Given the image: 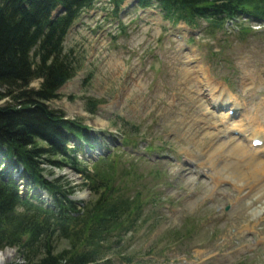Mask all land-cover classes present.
Here are the masks:
<instances>
[{
	"label": "rangeland",
	"instance_id": "374dc122",
	"mask_svg": "<svg viewBox=\"0 0 264 264\" xmlns=\"http://www.w3.org/2000/svg\"><path fill=\"white\" fill-rule=\"evenodd\" d=\"M134 4L125 0L113 16L107 0H96L80 13L63 42L81 58L80 68L47 103L67 118H79L95 135L99 145L88 153L92 158H83L88 166L115 148L121 164L135 161L131 169L144 176L149 200L155 199L142 211L147 221L125 235L120 249L109 250L106 264H138L137 257L145 264H264V169L260 178L250 174L227 146L238 143L264 160V22L241 18L247 33L226 22L224 30L207 35L204 22L172 25L154 8L138 10ZM86 98L99 100L93 114L85 111ZM251 125L260 128L254 136L262 141L258 147L249 148L251 138L242 133ZM122 135L134 142L125 152L113 146ZM139 151L167 157L147 163L132 154ZM43 167L45 174L52 172L48 177L75 187L71 199L88 200L79 174ZM240 172L250 174L242 175L241 187ZM24 190L20 181L19 192ZM63 246L60 241L56 249ZM128 255L131 263L124 259ZM13 261H20L14 248L0 250V264Z\"/></svg>",
	"mask_w": 264,
	"mask_h": 264
},
{
	"label": "trees",
	"instance_id": "16d2710c",
	"mask_svg": "<svg viewBox=\"0 0 264 264\" xmlns=\"http://www.w3.org/2000/svg\"><path fill=\"white\" fill-rule=\"evenodd\" d=\"M95 1L0 0V100L9 99L0 105V250L14 248L20 260L8 264H106L109 250L120 249L125 235L147 221L142 211L155 201L149 200L144 176L131 169L135 161L121 164L115 148L88 166L83 155L85 148H94L95 135L79 118H67L47 104L80 68L81 58L63 42ZM124 1L107 0L113 16ZM134 5L154 8L172 25L194 28L204 22L207 35L224 30L226 22L238 34L247 33L241 18L264 21V0H135ZM119 25L124 34L125 26ZM34 79L40 80L37 88L29 87ZM98 103L86 98L85 111L93 114ZM133 143L122 135L113 146L125 152L123 147ZM44 164L79 174L88 200L71 199L75 187L59 176L48 177L52 172L45 174ZM60 241L64 246L57 250ZM124 259L133 261L131 255ZM136 262L145 264L140 257Z\"/></svg>",
	"mask_w": 264,
	"mask_h": 264
},
{
	"label": "bare ground",
	"instance_id": "6f19581e",
	"mask_svg": "<svg viewBox=\"0 0 264 264\" xmlns=\"http://www.w3.org/2000/svg\"><path fill=\"white\" fill-rule=\"evenodd\" d=\"M198 77V76H197ZM207 77V76H206ZM204 78V77H203ZM205 79V78H204ZM206 80V79H205ZM191 81V80H190ZM192 81H193V79H192ZM199 81H200V79H199ZM201 82V81H200ZM216 86V85H215ZM209 88H211V86H209ZM199 89V88H198ZM214 89V88H213ZM213 89H210L211 91L213 90ZM221 89V88H220ZM196 91V90H195ZM197 92H198V90H197ZM219 94H216V97H215V100H219L218 99V97L220 96V92H218ZM219 95V96H218ZM229 96L230 95H228V93L226 94V97L225 98H229ZM224 98V99H225ZM223 102H226V99L223 101ZM217 103V102H216ZM219 103V102H218ZM256 115V114H255ZM254 115V116H255ZM239 127V126H238ZM244 128V127H243ZM243 128H241L242 129V133L243 134H245L244 136H249V138H251V139H249V142H251V140L252 139H254L255 137V134H256V131H258V130H260V128H258V127H253V125H251L250 127H246V128H244V130H243ZM263 139H264V136H263ZM229 140V139H228ZM226 142V141H225ZM223 144V143H222ZM224 145V144H223ZM208 146V145H207ZM221 146V145H220ZM225 146V145H224ZM227 146H228V151H230L229 153H233V154H237L238 155V160H239V162H241V163H243V165H242V168H244V169H246L247 171H249L250 172V174H253V175H255V176H259V178H260V173L262 172V170L264 169V160H258V159H254V157L252 156V153H254L255 152V150H244L245 148L243 147V146H241V145H239L238 143H232V142H228L227 143ZM262 147L264 146V143L261 145ZM249 148H253V147H251L250 145H249ZM256 149V148H255ZM215 150V152H216V154H217V151L216 150H218V149H214ZM257 150V149H256ZM209 152V151H208ZM212 152V151H211ZM214 152V151H213ZM219 152V151H218ZM257 153V152H256ZM256 153H255V155H256ZM261 153V152H260ZM259 153V154H260ZM212 154H210V152H209V156H211ZM258 155V154H257ZM188 156H190V155H188ZM213 157V156H212ZM228 157V156H227ZM208 158V157H207ZM223 158V157H222ZM233 158V157H232ZM218 159V158H217ZM234 159H236V158H234ZM233 159V160H234ZM227 160V159H226ZM236 162V161H235ZM231 163V162H230ZM217 164V163H216ZM237 165V164H236ZM233 166V165H232ZM222 167V166H221ZM224 167V166H223ZM230 168V167H229ZM232 168V167H231ZM241 168V167H240ZM239 168V169H240ZM211 169V168H210ZM237 170V169H236ZM242 170V169H241ZM211 171V170H210ZM214 171V170H213ZM226 171V170H225ZM264 171V170H263ZM241 173V172H240ZM255 173V174H254ZM216 174V173H215ZM249 174V175H250ZM235 175V174H234ZM242 175H243V177H244V175H247L246 177H248L249 175L246 173V174H244V173H241V178L240 179H242L241 181H240V179L238 180V179H236L237 180V182L238 181H240L239 182V186L241 187L242 186V184H243V179L244 178H242ZM214 176V175H213ZM254 176V177H255ZM262 176H263V173H262ZM259 178H258V180H256L257 178H255V183L254 184H252V185H256V183L257 182H259ZM220 179V178H219ZM252 180V179H251ZM248 181V180H247ZM260 181H261V179H260ZM214 184V183H213ZM258 184V183H257ZM234 185H236L235 183H234ZM244 186V185H243ZM237 187V186H236ZM249 187V186H248ZM253 188V187H252ZM252 188L250 189V190H252ZM243 191V190H242ZM252 191H254V189L252 190ZM252 195H254V194H252ZM81 195H79L78 197H80ZM246 196V195H245ZM244 197V196H243Z\"/></svg>",
	"mask_w": 264,
	"mask_h": 264
}]
</instances>
